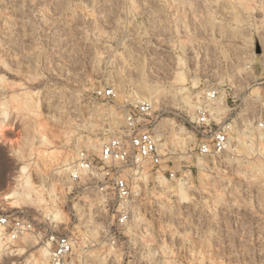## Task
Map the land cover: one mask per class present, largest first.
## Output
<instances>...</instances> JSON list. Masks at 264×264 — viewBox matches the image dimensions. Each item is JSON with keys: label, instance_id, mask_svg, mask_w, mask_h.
<instances>
[{"label": "rangeland", "instance_id": "1", "mask_svg": "<svg viewBox=\"0 0 264 264\" xmlns=\"http://www.w3.org/2000/svg\"><path fill=\"white\" fill-rule=\"evenodd\" d=\"M107 86L118 103L151 100L166 132L163 174L139 179L118 264H264V0H0V191L17 199L0 210L63 221L77 200L54 168L123 123L96 94ZM207 88L237 131L227 151L199 156L191 129ZM0 231V264L44 263L33 236L8 247Z\"/></svg>", "mask_w": 264, "mask_h": 264}, {"label": "built area", "instance_id": "2", "mask_svg": "<svg viewBox=\"0 0 264 264\" xmlns=\"http://www.w3.org/2000/svg\"><path fill=\"white\" fill-rule=\"evenodd\" d=\"M96 94L117 103L123 123L107 130L97 149L79 147L67 163L54 168L67 188L68 200H77L68 211L64 204L61 206L63 223L55 220L52 227L48 216L41 222L23 209L0 210L5 244L11 247L33 236L47 251L43 264H118L113 252L138 217L139 179L148 166L158 167L157 176L163 174L159 167L166 132L154 114L151 100L118 103L120 94L113 86L98 89ZM219 104L218 89L201 92L191 129L198 141L199 156L223 153L235 141L237 116L232 111L226 117L220 116L216 110ZM254 128L264 133V111L255 120ZM169 175L178 178L176 170L169 169Z\"/></svg>", "mask_w": 264, "mask_h": 264}, {"label": "bare ground", "instance_id": "3", "mask_svg": "<svg viewBox=\"0 0 264 264\" xmlns=\"http://www.w3.org/2000/svg\"><path fill=\"white\" fill-rule=\"evenodd\" d=\"M0 136H6V125H0ZM240 136V135H239ZM12 143H14V140L11 141ZM71 159V158H70ZM67 163V161H66ZM21 172L24 174L27 172V168L25 166H23L21 168ZM25 181L27 183L31 182V177L27 176V179H25ZM16 197V193L14 191L11 190H6V191H0V203H8L11 202V204H13L12 206H16L15 204H17V199H15ZM62 212H58L56 214V218L57 219H61L62 218ZM60 223H63V221H60ZM0 235H1V231H0ZM41 252H43L44 255L47 254L46 249L44 247L40 248Z\"/></svg>", "mask_w": 264, "mask_h": 264}]
</instances>
